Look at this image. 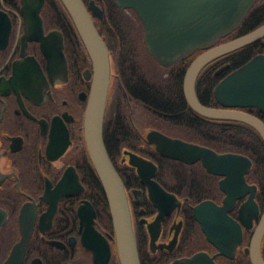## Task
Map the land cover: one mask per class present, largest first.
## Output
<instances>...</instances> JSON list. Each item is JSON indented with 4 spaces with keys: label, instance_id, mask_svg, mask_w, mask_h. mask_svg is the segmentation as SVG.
<instances>
[{
    "label": "flooded vegetation",
    "instance_id": "obj_1",
    "mask_svg": "<svg viewBox=\"0 0 264 264\" xmlns=\"http://www.w3.org/2000/svg\"><path fill=\"white\" fill-rule=\"evenodd\" d=\"M81 1L108 52L103 129L106 123L107 152L125 187L140 264H253L251 241L264 204L256 201V216L241 217L246 194L226 210L228 219L206 212L203 226L194 217L202 201L223 206V175L200 160L163 156L146 139L154 130L193 142L141 100V80L159 96L162 69L171 66H161L145 49L134 9L114 0ZM23 7V0H0V264H121L108 201L84 138L93 58L61 0H43L39 19ZM40 33L44 43L34 38ZM237 109L264 122L254 107ZM238 125L255 136L252 126ZM132 156L155 165L152 179L164 190L159 204ZM249 173L246 181L255 184ZM194 195L201 198L192 201ZM23 225L29 234H22ZM259 253L264 262V234ZM195 255V262L186 261Z\"/></svg>",
    "mask_w": 264,
    "mask_h": 264
},
{
    "label": "water",
    "instance_id": "obj_2",
    "mask_svg": "<svg viewBox=\"0 0 264 264\" xmlns=\"http://www.w3.org/2000/svg\"><path fill=\"white\" fill-rule=\"evenodd\" d=\"M70 13L78 33L94 61V81L84 113V138L88 154L103 186L113 222V229L121 264H140L132 227L127 194L122 179L113 166L104 140L103 120L109 86V60L104 41L98 34L81 0H61ZM123 8L135 10L143 24V43L152 58L163 67H170L187 58L196 50H203L188 65L183 77V94L188 105L198 114L215 119L246 123L257 130L264 142V122L257 116L237 108L254 107L264 114V53L251 57L239 67L223 76L214 86L213 96L219 106L205 105L196 95L195 83L199 72L211 60L240 49L264 38V23L231 40H219L243 21L256 0H114ZM43 0H23V10L39 19ZM40 24L37 31L40 32ZM44 43V38L34 35ZM225 64L215 71L219 74ZM148 143L163 156L192 163L200 160L211 173L223 175L219 181L225 193L223 206L205 200L194 207V217L205 225L206 212L228 219L226 210L236 199L248 194L240 210L256 216L259 211L255 200L257 186L246 181L252 160L239 153H218L210 147L169 137L159 131L146 134ZM141 180L149 187V195L159 204L163 188L152 179L155 165L142 157L132 156ZM30 227L22 226V234H29ZM264 234V211L251 241L253 264H264L260 243ZM211 240H213L211 238ZM237 240V238H236ZM225 241V240H224ZM216 244L220 245L216 241ZM15 255V254H14ZM13 255V256H14ZM19 258V257H18ZM197 255L186 260L195 262ZM15 261L16 257L13 258Z\"/></svg>",
    "mask_w": 264,
    "mask_h": 264
},
{
    "label": "trees",
    "instance_id": "obj_3",
    "mask_svg": "<svg viewBox=\"0 0 264 264\" xmlns=\"http://www.w3.org/2000/svg\"><path fill=\"white\" fill-rule=\"evenodd\" d=\"M264 23V0H256L241 24L231 33L219 40V43L241 36ZM203 50H196L187 58L180 60L161 73L160 95L154 85L141 80V100L166 117L167 123L190 141L208 146L218 151H234L247 155L252 160V169L247 179L257 185L256 201L264 204V142L256 132L251 136L248 130L239 126V121L215 119L202 116L191 110L183 94V77L188 65ZM264 53V38L252 42L240 49L219 56L207 63L199 72L195 91L198 99L205 105L219 106L213 96L215 84L228 72L239 67L256 54ZM229 66L215 75L223 64ZM168 71V72H167ZM167 72V74L165 73ZM108 129L105 123L103 140L107 149ZM203 197L211 194H201ZM201 197L194 195L192 201Z\"/></svg>",
    "mask_w": 264,
    "mask_h": 264
},
{
    "label": "rangeland",
    "instance_id": "obj_4",
    "mask_svg": "<svg viewBox=\"0 0 264 264\" xmlns=\"http://www.w3.org/2000/svg\"><path fill=\"white\" fill-rule=\"evenodd\" d=\"M163 71H166V70L162 69V72H163Z\"/></svg>",
    "mask_w": 264,
    "mask_h": 264
}]
</instances>
